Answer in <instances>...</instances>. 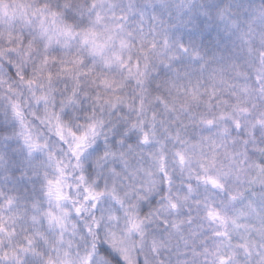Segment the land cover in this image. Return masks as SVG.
Here are the masks:
<instances>
[{
	"label": "clouds",
	"instance_id": "9594fccd",
	"mask_svg": "<svg viewBox=\"0 0 264 264\" xmlns=\"http://www.w3.org/2000/svg\"><path fill=\"white\" fill-rule=\"evenodd\" d=\"M0 264H264V0H0Z\"/></svg>",
	"mask_w": 264,
	"mask_h": 264
},
{
	"label": "snow or ice",
	"instance_id": "6c2138e0",
	"mask_svg": "<svg viewBox=\"0 0 264 264\" xmlns=\"http://www.w3.org/2000/svg\"><path fill=\"white\" fill-rule=\"evenodd\" d=\"M213 183H215V181H213ZM217 215H218V213L215 212V211H210L209 212V216L212 217L213 219H215Z\"/></svg>",
	"mask_w": 264,
	"mask_h": 264
}]
</instances>
